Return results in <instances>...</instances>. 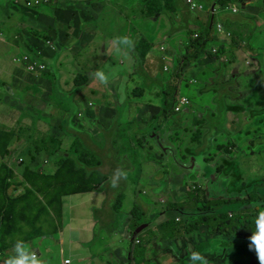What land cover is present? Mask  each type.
I'll list each match as a JSON object with an SVG mask.
<instances>
[{"label":"rangeland","instance_id":"374dc122","mask_svg":"<svg viewBox=\"0 0 264 264\" xmlns=\"http://www.w3.org/2000/svg\"><path fill=\"white\" fill-rule=\"evenodd\" d=\"M33 1L0 0V45L5 44L6 58L9 59L12 52L7 43L14 42L18 46L22 40L26 41L29 53L25 57L33 65L41 64L44 72L40 73L47 79L46 85L49 83L50 88L53 76L58 78L59 89H55L54 102L61 111L54 113L53 119L58 123L61 121L63 126L66 112L69 115L72 109L75 114V118L68 120V123L64 121L65 133L66 127L72 132L70 135L66 134L67 144L63 147L64 150H71V155H74L79 142L105 168L108 167L107 157L118 156L115 168L107 172L108 180L96 195L99 203L94 210L95 234H102L108 228L116 234L117 237L112 238L121 248V264H131L129 257L122 256V249H133L134 254L138 255L139 249L147 246L151 248V260L145 264H157L159 260L162 264H191L190 257L193 254H205L206 258L211 257L209 260L218 255L219 264H259L255 252L250 251L248 245L232 250L239 237H209L197 232L194 235L202 237L204 244H198L190 253H181L182 248L189 247L188 244L181 248L176 246L175 242L182 237L170 241L165 238L174 237L171 229H181L187 222L200 218L201 213L195 210L196 200L192 199V195L202 197L207 189L213 197L222 199L241 183L234 178L229 184L222 177L216 180L215 165L219 168L225 159L234 163L225 172L241 176L243 182L250 183L249 193L264 199V96L262 89L255 90L257 83L248 74L250 67L247 63H253V56L246 50L252 46L259 52L263 46L257 43L259 34L250 36L255 27L264 29L263 19L258 18L259 11H264L259 6L262 4L261 0H252L247 9L240 7L238 14L221 9L220 6H216L214 10L215 25L220 23L224 26L223 21L227 20L228 25L224 26L226 32L241 35L237 38L241 49L233 43L231 35L225 44L228 53L237 55L235 63L223 65L215 74L208 65L201 66L197 61V66L185 67L179 76L178 70L190 47L188 44L179 49L183 45L180 42H186L187 30L182 29V24L192 21L191 16L182 12L175 23L172 22L171 15L166 17L165 27L168 30L164 44L167 48L161 49L160 42H156L150 52L151 58L146 59L141 67L133 56L134 41L141 37L140 40L146 43L159 20V17L155 19L143 14V0H51L44 7ZM184 8L183 0L180 9ZM208 15L209 12H206L204 23ZM234 17H246L247 22L233 23L229 19ZM162 28L161 26L157 31L159 35H165ZM190 34L193 35L192 31ZM213 35L222 36L215 29ZM120 37H128L133 42L132 47L119 45L116 40ZM31 42L47 45H43L46 50H40L39 46L35 49L30 46ZM113 42L115 46H112ZM60 43L62 51H58ZM110 48L115 49L114 57L123 54V60L120 63L116 61L98 65V55H101L103 49L106 52ZM16 57L22 58L20 54ZM56 63L61 66L58 72ZM100 66L108 72L107 86L104 91L98 90L99 95L91 96L89 85L94 79L96 67ZM260 66L258 78L263 81L264 61H261ZM78 76L83 78L76 87ZM208 83L223 84V87L216 89L217 86L213 85L215 89H212L211 86L208 87ZM49 88L46 86L48 94ZM33 89L36 93L41 90L38 85ZM65 93L69 94L70 100L63 95ZM102 93L107 95V107L100 118L101 125H96L86 117L85 106L89 101L94 102L97 108L106 105L100 96ZM233 96L240 98H231ZM177 98V108L182 106L183 112L173 118L171 105ZM182 101H185L184 104ZM240 105H246L244 112L240 114L226 111L228 106ZM161 109L168 112V120L159 116ZM43 112L32 114V120L26 119L35 123L38 128L32 129L29 126L31 122L26 124V121L20 126L21 136L31 140L33 146L45 147L44 141L49 136L46 135L48 129L44 127L46 123L40 120ZM242 115L248 118L247 122L241 121ZM5 117H8L7 111L0 110L2 126L18 127V122H7ZM26 117L30 116L26 114ZM198 117L202 118L201 126L197 123ZM13 131L18 132L17 129ZM207 134L213 137L209 138ZM17 138L18 133L9 149L15 163L23 164L24 158L33 157L36 150L31 145L28 146L29 149L23 150L25 142ZM113 139L114 143L107 145ZM209 141L211 145L197 151ZM91 143L97 146H91ZM192 148L196 154L191 157V163L187 164L190 161L188 151ZM59 149L53 151L57 156H51V171H54V165L62 155V140ZM22 152H25L24 158L20 157ZM74 156L78 157V152ZM212 160L214 162L210 164ZM117 169L124 170L127 178L120 179L118 186L112 187L110 181ZM257 185L260 186L258 189ZM21 189L24 191V184ZM119 198L120 210L115 207ZM137 207V211L141 212L136 214V218L129 219V214ZM249 208L253 209L230 203L217 211L233 214ZM140 223L147 224L148 227L133 240L132 233L137 229L135 225ZM163 224L166 226H162ZM61 227L62 213L58 233ZM52 230V226L46 228V234ZM109 238L111 237H99L96 246L107 245ZM17 239L23 240L24 237H14L12 245ZM137 239L142 240V245L136 244ZM184 239H189L190 242L196 240L195 237ZM169 242H172L173 254L166 251ZM47 246L53 255L56 254L55 242H50V245L47 243ZM6 250L0 251V264H4L8 254ZM176 250L181 254L179 261L175 257ZM34 251L43 260L39 248H34ZM218 251L220 254H217Z\"/></svg>","mask_w":264,"mask_h":264},{"label":"trees","instance_id":"16d2710c","mask_svg":"<svg viewBox=\"0 0 264 264\" xmlns=\"http://www.w3.org/2000/svg\"><path fill=\"white\" fill-rule=\"evenodd\" d=\"M199 1L202 2V0ZM233 1L234 0H220L219 4L222 6L221 9L226 8V5ZM235 1L238 4L240 2V0ZM40 2L42 3L44 0H40ZM182 2L183 0H143L142 12L147 17H153L155 19L161 15L170 14V12L176 13L179 17L182 12L191 16V13L187 10L186 6L184 9H180V4ZM204 4L206 8L212 6L207 3ZM46 5L47 4L44 2L41 6L44 7ZM208 18L211 19L210 24H213L214 17L210 16ZM236 21L240 23V19L236 18ZM172 22L175 23L177 20L172 18ZM226 22L227 20L223 21L225 27L228 25ZM190 24V21L182 24V29H184V27H188ZM214 28L216 29L215 24ZM231 33L233 43L241 49L242 47L237 43V38L241 35L233 34L232 31ZM195 35H197V37H195ZM220 41L221 40L215 35L206 37V35H202L201 31L196 32L193 30V35L191 34L189 41L190 47L186 50L183 65L180 70H178L177 75L179 76L185 67L194 66L197 64V61L205 58H208L209 63H217L220 64L221 67H223V64L229 65L232 62H235L237 55L232 56L226 51L225 47H222L219 50V53L209 52L210 46L213 44L219 45ZM25 43L26 41L22 40L20 44L16 46L14 42H11V46L26 50L27 47ZM29 44L32 47H38V43ZM251 48L252 46L249 47L250 50ZM149 50V45L143 40H140L139 43L134 46L133 56L137 60L139 66L143 67V63L147 59ZM20 55L22 58L25 57V54ZM223 56L227 57V62L222 60ZM5 59L8 60L7 58ZM23 64L24 67L31 72L28 69L29 63L23 61ZM36 70L44 72L41 70L40 63L36 64ZM52 74H54L53 71ZM82 78L83 76L77 77L75 81L76 87L79 86V82ZM53 83L55 89L58 90L59 85L56 76H53ZM222 85H217L215 88L222 89ZM63 95L68 96L69 100L71 99L68 93ZM177 105L178 98L175 99L171 105L173 115L183 112V110H175ZM226 111L243 112L244 109L241 107L228 106ZM68 113L69 112H66V120H63V128L66 125L64 124V121L68 123V120L75 118V114L72 112V109L69 115ZM159 116L164 120H168L169 118L168 112L165 109L160 110ZM201 122V120H197L199 126H201ZM201 129L203 128L201 127ZM201 129H198V131ZM66 131L67 135L72 134L70 128L66 127ZM15 135L16 132L13 130H0V156L4 157L9 154V146ZM207 136H210L209 138L213 137L209 134H207ZM44 144L46 145L45 147L35 145L36 150L39 152L42 148H46L48 151L52 152V156L56 155L53 151H57L59 147H61V141L58 138L51 136L46 137ZM209 145H211L210 141L207 145L198 148L197 151H202ZM73 146H75V144ZM63 147L62 142V157L58 164L59 168L54 175H44L33 172L30 169H26L23 173L24 181L21 182L16 180V173L7 164L3 163L0 165V251L11 248L14 237H24V241L32 240L34 238L47 235L46 228L50 226L53 227V230L50 233H57L62 213V198L64 196L78 193H92L103 189L108 178L101 174L98 170V167L100 165L102 166V162L86 147L83 149H80L79 146L76 147L78 157L74 156L76 153L71 155L72 151L68 149L64 150ZM72 149H74V147ZM188 154L190 157H195L196 151L192 148L188 151ZM233 164V161L225 159L218 168L219 177H222L227 184H229L233 178L235 181H240L241 183L231 189L226 194V197L222 199L221 197H216L214 199L213 195H211L210 191L207 189L205 190V193H203L202 197H200V195H192V199L196 200L195 210L201 213L200 218L187 222L185 227L181 229H171V233L174 237L165 238L166 241L198 232L202 235H208L209 237H239V240L236 241L235 247L232 248L233 251L236 247H245L249 244V237L256 228L255 219L260 211H264V199H262L263 197H255L250 194V183L243 182L241 176L232 172H225L227 169L230 170ZM24 182H26V184ZM23 184L24 191L21 194H14V192L17 191V189ZM259 187L260 186L257 185L256 189ZM118 203H121L120 198L118 199ZM230 203H236L242 207H251L253 209H244L233 214L217 211L218 208ZM175 222L177 223L178 221L175 219ZM141 224L143 223L136 224L135 229ZM147 224L149 225V223ZM162 226L166 225L163 224ZM135 231L136 230H134L133 234ZM167 249H169L172 254L174 253V250H172L170 246H168ZM144 250L145 247L140 248L138 255L142 254ZM209 251L211 252L212 250ZM138 255L132 256L131 259L137 261ZM150 260L151 258L146 255L145 250L140 262H137L140 264L141 262H149Z\"/></svg>","mask_w":264,"mask_h":264},{"label":"crops","instance_id":"0c3cea01","mask_svg":"<svg viewBox=\"0 0 264 264\" xmlns=\"http://www.w3.org/2000/svg\"><path fill=\"white\" fill-rule=\"evenodd\" d=\"M252 0H240L239 4L234 0L233 4H228V5H237L238 8L241 7V9H247L251 3ZM203 3H207L210 5H215V6H222L219 4L220 0H202ZM261 5L264 9V0H261ZM249 4V5H248ZM226 5V6H228ZM233 13V14H238ZM172 16L175 20H179V16L174 13L170 12V14H165L161 15L158 20L157 27L155 28L151 38L146 41V43L149 45L150 50L147 54V60L151 58L150 52L154 48V45L156 42H160V48L165 49L167 46L164 44V41L167 37L166 33L167 30L165 27V20L167 16ZM205 14H201L200 17L194 16L191 14L192 21L191 24L188 27H184V30H187L186 33V42L181 41L179 46V49L182 47H186L189 44V39L191 37L190 31L193 30L196 32L201 31L202 35H206V37H210L213 35L214 32V21L213 24H210L211 19L208 18L207 21L204 23L203 18ZM197 18V19H196ZM237 17L230 18L229 20L233 23L239 24L236 21ZM255 20V17H253ZM259 19H263L264 21V11H259ZM240 19V24H243L247 22L246 17H241L238 18ZM253 20V21H254ZM224 24V23H223ZM162 28V33L165 35H159L157 31ZM254 26V24H253ZM199 28V29H198ZM253 28V27H252ZM258 27H255L254 31H251V35L253 36L255 34H259V38L257 39V43L259 45H262L260 47V51L257 52L253 47L251 50L249 48H246V50L249 52L248 54H251L252 61L253 63L248 64L249 71L248 74L252 76L253 81H256L257 85L255 90H263V96H264V80L261 81L258 78V73L261 72V66L260 63L261 61H264V29H260ZM141 37H137L134 41V45L136 46ZM112 41V40H111ZM118 42V40H116ZM35 44L34 42H31ZM185 43V44H184ZM8 47L11 48V52L9 55V59L6 60V51L7 48H5V44L0 45V110H5L8 113V117H5L6 121H16L18 122V127L17 128H7L6 126H2L0 124V129L1 130H13L17 129L18 133V138L20 141L25 142V147L23 150L29 149L28 146L31 145V140H27L24 137L21 136L20 134V126L23 124V122L26 121L27 118H30L31 120L34 119L32 117V114H36L39 111L44 110L43 112V118L40 120L44 121L46 124H44V127L48 129V132L46 135H49L51 137H56L60 141L62 140L63 146L65 147L67 144V131L65 133V129L63 130L62 122L60 121L59 123L53 119L54 113H57L61 111V109L55 104L54 100L56 99L55 97V87L53 83V78H52V83L49 88V83L46 85V78L37 71H31L29 72L23 64L24 60H18L17 58L13 57L17 54H28V48L26 50H22L21 48H16L15 46H11V43H7ZM43 45L47 47L45 44H40L38 42V46L40 50H46L43 48ZM35 46V45H34ZM112 46H115V43H112ZM22 47V46H20ZM36 48V47H34ZM187 49V48H184ZM115 49L109 51H104V49L101 52V55H98V65H102L103 63L106 62H118L123 60V54H119L117 57H114V52ZM58 51H62V45L60 43V49ZM101 51V50H100ZM14 52V55H13ZM253 52V53H252ZM172 62H174V58H172ZM235 62H232L233 64ZM199 64L201 66L208 65V67L213 69V72L217 74L219 69L221 68L220 64L217 63H209L208 58H205L203 60H199ZM229 64V65H231ZM224 65V64H223ZM194 66H197L194 65ZM228 66V65H227ZM56 67V72L59 71V68L61 67L58 63L55 64ZM167 69V68H166ZM96 71H102L105 73V75L108 77V72L105 68L103 67H96ZM58 80V78H57ZM59 82V80H58ZM41 89L39 92H35L33 87L37 86ZM213 83H208V87L211 86L212 89H214ZM46 86L47 89L49 88V94L48 90L46 92ZM107 86V83H101L98 79L94 77L92 79V82L90 83L89 87H91V96H96L98 94V90L104 91ZM55 92V93H54ZM102 97V100L104 103H106L105 98H107V95L105 93H102L100 95ZM231 98H236L239 99L240 97H231ZM264 103V101L262 102ZM106 105L97 108L95 103L92 101L87 102L85 109H86V117L90 119V121L96 125H101L100 118L105 114L106 112ZM239 107L245 109L246 105L242 106L240 105ZM232 112V111H230ZM244 112V111H243ZM229 113V112H228ZM234 113V112H232ZM242 112H235L234 114H240ZM26 114H28L30 117H26ZM42 114V113H41ZM179 114V113H178ZM232 115V114H231ZM91 116V117H90ZM47 117V118H46ZM178 117V115H173V118ZM93 119V120H91ZM199 120L202 121L201 117H198ZM244 119V121H243ZM89 121V122H90ZM242 122H247L248 118L245 115H242L241 118ZM26 124H29L31 121H26ZM40 125V123H39ZM32 129L38 128L36 127L35 123L31 122L30 125ZM38 131V129H37ZM16 133V134H17ZM16 139H13V141ZM12 141V142H13ZM29 141V142H28ZM115 139L112 141H109L107 145H112L114 143ZM11 142V143H12ZM33 148V144L31 145ZM78 146L80 149H83L84 146L81 145L78 142ZM91 146H97L95 143H91ZM11 148V146H9ZM36 150V147L34 151ZM25 152H22L20 157L24 158ZM52 156V152L48 151L46 148H42L39 152L34 154V156H30V158H24L25 162L23 164L20 163H15L14 157L12 155V152L10 153L9 149V154L2 157L0 156V165L5 163L7 164L11 169L14 170L16 173L17 181H24L23 180V173L26 169H30L33 172H37L40 174L44 175H53L57 172L59 168V161L61 159V155L59 158L58 163L54 165V171H51V165L50 159ZM59 157V156H58ZM108 158V167L105 168L103 166H99L98 170L101 174L105 175L107 177V172L111 171L113 168H115L117 164L118 156L117 155H112L111 157ZM232 161V160H229ZM214 160L210 162L212 164ZM191 163V157L190 161L187 164ZM215 178L218 181L219 178V172H218V165H215ZM108 178V177H107ZM193 180V179H192ZM211 183H214L212 179H210ZM26 184V182H24ZM226 183V182H225ZM208 188V187H207ZM17 194H21L23 190L20 188L17 189ZM14 192V193H15ZM101 191L97 192H92V193H78V194H73V195H68V197L64 196L62 198V227L60 229V233H49L47 235H43L41 237H38L37 240L33 239L31 241H28L27 243L30 244L32 249L34 248H39L40 255L43 257V260L46 262V264H58L65 258H70L72 260L71 264H111L112 262L114 264H121V248L117 246L116 240H114L112 237H117L115 233H113L109 228L105 229L102 234H95L94 229H95V218H94V210L96 209L99 199L96 197L98 193ZM218 197V196H214ZM121 203H118L116 205V208L120 210ZM136 210H133L131 215L129 214V219L136 218V214L140 213L141 211H137L138 207L135 208ZM147 224H143L139 226L135 233H132V239L137 236L145 229L147 228ZM189 234L188 236H183L182 238L178 239L175 244L176 246H184L188 244V248H182L181 253H190L194 248L197 247L198 244L202 243L204 244V239L202 237H198L197 235ZM99 237H111L107 240V245L103 246H96V242L99 239ZM136 237V238H137ZM184 237H195L196 240L193 242H190L189 239H184ZM139 243H136L137 245H142V240L137 239ZM136 240V241H137ZM50 242H55V247H56V254H52L50 248H48V245H50ZM172 242H170L169 246L172 250L173 247L171 245ZM194 243V244H193ZM11 248L7 249L6 252H9ZM146 250V255L150 257L151 255V248L149 246L145 247ZM145 250L142 254H139L137 256V261L140 262L142 255L145 253ZM169 250L166 248V251ZM123 252V257H129L131 264H138L137 261L131 259L132 256H136L134 254L133 249H122ZM133 252V254H132ZM170 252V251H168ZM37 253V252H36ZM176 258L177 261H179V257H181L180 251L176 250ZM39 254V253H37ZM205 255V254H204ZM140 264H145V262H141ZM157 264H162V261H157Z\"/></svg>","mask_w":264,"mask_h":264},{"label":"clouds","instance_id":"9594fccd","mask_svg":"<svg viewBox=\"0 0 264 264\" xmlns=\"http://www.w3.org/2000/svg\"><path fill=\"white\" fill-rule=\"evenodd\" d=\"M35 1L37 0H34L33 2L35 3ZM43 3L44 2L42 3L40 2L39 4H43ZM235 10L236 9L234 8L233 11ZM118 44L132 47L133 42L128 37H120L118 38ZM119 51L120 49L118 47L117 52L119 53ZM14 58H17L16 55L13 57V59ZM94 77L98 79L101 83L106 84L108 82V77L102 71H96L94 73ZM126 178H127L126 172L122 169H117L110 181L112 187H117L119 180ZM255 226H256L255 231L252 232L251 236L249 237V244L247 245L250 251L255 252L259 264H264V211H260L258 213L255 219ZM38 255L39 254H37L32 249L29 243L25 242L22 239H17L12 245V248L8 252L6 258L4 259V264H46V262L42 260ZM190 260H191V264H196L197 261H199V264H207L206 257L199 254H193L190 257Z\"/></svg>","mask_w":264,"mask_h":264},{"label":"built area","instance_id":"2783aa9c","mask_svg":"<svg viewBox=\"0 0 264 264\" xmlns=\"http://www.w3.org/2000/svg\"><path fill=\"white\" fill-rule=\"evenodd\" d=\"M51 0H44V2L47 4V3H50ZM36 4H39L40 1L37 0L35 1ZM184 4L185 6L187 7V9L189 10V12L194 15V16H198L200 17L201 14H206V12H209V15L208 17H214L215 18V15H214V10L216 8L215 5H212L211 7L209 8H206L205 4L199 0H184ZM236 9L235 11H233V9ZM224 9H227V10H230L232 13H237L239 12V8L237 7V5H229L227 6L226 8ZM217 32L219 34H221L222 36H217L215 35L218 39H220L221 41L219 42V45H216V44H213L210 46L209 48V52L211 53H219V50L222 48V47H225V44L228 40V37L231 35L232 36V33H227L224 26L220 23H218L217 25H215ZM195 37H197V35H195ZM227 38V39H226ZM21 60H24L26 62H28V57H23ZM223 61L227 62V57L226 56H223L222 58ZM237 61V58L235 60V62ZM29 63V62H28ZM28 69L30 71H37L36 70V64L35 65H31L29 63V66H28ZM39 72V71H38ZM184 104L185 101H182ZM178 106V105H177ZM176 109L178 111H182V106L180 107H176ZM175 109V110H176ZM136 243H139V241L137 240ZM72 260L70 258H65L63 259L59 264H71Z\"/></svg>","mask_w":264,"mask_h":264},{"label":"flooded vegetation","instance_id":"af4514ba","mask_svg":"<svg viewBox=\"0 0 264 264\" xmlns=\"http://www.w3.org/2000/svg\"><path fill=\"white\" fill-rule=\"evenodd\" d=\"M34 4H36V3H34ZM217 254H220V252L217 253ZM217 256L214 257L212 260H209L208 258H211V257L208 256V258H206L207 259V264H219L218 259H217ZM205 257H206V255H205Z\"/></svg>","mask_w":264,"mask_h":264}]
</instances>
